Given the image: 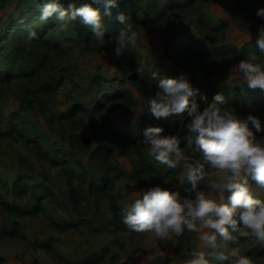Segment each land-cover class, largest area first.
<instances>
[{
    "label": "rangeland",
    "instance_id": "374dc122",
    "mask_svg": "<svg viewBox=\"0 0 264 264\" xmlns=\"http://www.w3.org/2000/svg\"><path fill=\"white\" fill-rule=\"evenodd\" d=\"M170 1L118 0V6L111 9L115 15L122 12L134 16L128 20L137 34L128 44L136 55V68H132L126 57L114 54L115 41L104 47L93 40L85 41L76 32V22L66 31H58L54 19L41 23L39 2L0 0V200L27 209L39 200L41 206L35 214L12 215L0 204L3 264H185L193 251H204L210 264H220L217 255L236 246L218 237L215 248L205 247L198 234L187 229L180 237L173 235L164 242L154 233H136L122 223V209L138 191L160 185L183 196L188 195L185 189L190 185L186 181L181 185V168H168L148 155L143 137L137 138V145L154 164L155 172L132 175L138 162L134 148L108 134L97 122L93 104L102 95L123 88L134 98V106L117 103L111 110L119 132L129 135L135 124L155 126L145 100V76L159 82L170 78L171 70L178 68L179 76L184 75L193 86L190 76L201 64L209 71L211 97L221 93L232 105L226 108L228 111L242 121L249 114L255 115L264 127V91L248 89L243 74L235 68L236 49L246 42H256L257 33L235 16L233 0H174L185 6L178 13L176 8H168ZM241 1L246 7L264 9V0ZM159 10H165L166 15L153 18ZM30 11L33 19L25 27L8 32ZM100 11L103 15L104 9ZM197 16L210 30L203 32L207 36L194 27L193 18ZM123 27H118L119 32ZM33 30L37 38L28 41V33ZM174 37L180 39L183 48L172 53L169 46ZM15 46L21 48L19 53L12 51ZM222 48L234 49V53L201 62L187 51ZM172 55L181 61L179 66ZM252 62L264 68V54ZM138 68L143 78L137 76ZM130 72L134 78L129 77ZM181 124L187 125L186 117H180ZM249 127L255 132L251 124ZM74 133L89 136V145L71 142ZM256 135L262 138L264 132ZM96 144L111 148L109 161L120 173L115 169L104 173L90 157ZM188 155L191 161L201 159ZM205 169L214 171L207 165ZM104 177L109 181L103 189L88 191V182L100 184ZM18 181L27 186L23 193L18 190ZM79 183L83 196L73 205L68 184ZM249 184L252 194L264 201V189H258L251 180ZM209 194L215 197V193ZM113 206L122 223L120 229L112 222ZM63 221L72 225L60 227ZM10 222L18 227L16 232L8 230ZM239 237L241 254L250 257L252 264H264V254L249 256L244 252L248 246L264 245L254 238ZM93 254L101 259L83 263Z\"/></svg>",
    "mask_w": 264,
    "mask_h": 264
},
{
    "label": "clouds",
    "instance_id": "9594fccd",
    "mask_svg": "<svg viewBox=\"0 0 264 264\" xmlns=\"http://www.w3.org/2000/svg\"><path fill=\"white\" fill-rule=\"evenodd\" d=\"M39 5L41 23L54 19L58 31H66L79 20L91 30L98 45L104 47L109 43L105 39L103 16L112 15L111 9L118 6V0L79 3L67 0V8L62 0H39ZM257 16L264 18V9L258 10ZM116 20L124 26L114 38V54L119 57L136 40L137 34L124 13H118ZM37 35L34 30L30 31L28 41ZM256 44L264 54V25L258 29ZM256 59L252 53L235 68L243 74L248 89L264 91V68L252 62ZM158 89L150 99L152 117L163 121L170 117L189 118L186 127L197 135L194 141L189 139L181 147L178 135L165 134L162 126H149L144 130L143 143L156 162L171 169H182L180 183L183 185L186 181L190 185L185 189L188 195L182 196L179 191L160 185L149 186L138 191L134 200L122 209V223L136 233H154L164 242L170 241L173 235H182L185 229L197 233L205 247L215 248L219 237L236 245L217 255L220 264H252L250 257L241 254L238 236L254 238L264 245V201L252 194L249 184L251 180L258 189H264V137L256 135L264 132L261 120L252 114L240 120L223 107L226 99L221 93L215 94L201 110L197 101L199 89L193 88L184 75L159 79ZM200 99L207 97L200 96ZM188 150L193 156L199 154L201 159L191 161ZM205 165L214 171L206 170ZM209 193H215V197ZM185 264L210 262L205 259L204 251H193Z\"/></svg>",
    "mask_w": 264,
    "mask_h": 264
},
{
    "label": "trees",
    "instance_id": "16d2710c",
    "mask_svg": "<svg viewBox=\"0 0 264 264\" xmlns=\"http://www.w3.org/2000/svg\"><path fill=\"white\" fill-rule=\"evenodd\" d=\"M12 1V0H8ZM29 2H34V0H28ZM39 2V0H35L34 3ZM77 2H81V0H77ZM63 5L67 4V0H63ZM182 5V4H181ZM185 6H180V3L174 0H171L169 2L168 8H176L175 12L178 13L179 11L181 12V9H183ZM232 8L233 12L236 17L241 19L242 23L244 26H246L248 29L252 30L254 33H258V29L260 26L264 25V18L258 17L257 16V11L256 9L249 8L243 5L241 0H233L232 2ZM125 16L129 19L134 18L133 15H127L124 13ZM33 12H27L24 18H22L20 23H17L15 25L14 29H9L8 32H13L14 30L20 29L25 27V25L30 22V20L33 19ZM163 15H166L165 10H159L157 14L153 17L156 19L161 18ZM115 14H112L111 16H103V23L104 27L106 29L105 33V39L108 41H115V37L118 36L119 34V29L118 27L121 25L116 20ZM152 19V17L150 18ZM75 29L77 34L84 39L85 41L88 40H93V33L91 30L81 24L79 20L76 21L75 23ZM193 25L196 28V30L199 33H202L203 35H206V33H209L210 30L207 29L203 23L202 18L200 17H195L193 18ZM214 30V28H212ZM206 33H203L205 32ZM115 47V42L114 46ZM182 43L179 38L174 37L172 45L170 44L169 49L172 53H175L181 50ZM172 49V50H171ZM234 50V49H233ZM232 49L230 48H222L221 51H214V50H204V49H192V50H187L188 54L191 57H194L198 59L201 62H204L205 59H222L226 57L227 55H231L234 53ZM237 50V60L238 62L242 59L247 60L250 58V55L252 53L256 54V57L263 58V54L260 53L259 48L256 44V42L250 44V43H245L239 49ZM14 52L19 53L21 51V48L19 46H15L13 48ZM13 52V53H14ZM120 58L126 57L127 61L131 64V67L136 68V63L134 61L136 60V55L129 50L128 46L125 49L124 53L119 56ZM172 58L176 65L179 66L181 61L179 59L174 58L172 55ZM176 60V61H175ZM199 66L195 69V75L190 76L192 83H193V88L199 89L200 96H205L207 97L206 100L200 99V96L197 97V101L200 105V109L203 110L204 107L207 106V104L212 100L211 95L209 94L208 91V77L207 74L209 73L208 69L206 66L198 64ZM128 74V73H127ZM132 72L129 73V77L132 78ZM6 75V73L4 74ZM180 75V70L178 68L172 69L170 72V78H177ZM138 77L143 78V74L141 72L137 73ZM2 78V77H1ZM123 79V77L121 78ZM144 79L147 81L146 85V93H145V100L148 102V108L150 109V99L154 97L155 93L159 90L158 89V82L153 80L152 78L144 77ZM135 82V80H133ZM122 81H119L121 83ZM227 101V100H226ZM120 103L123 105L127 106H134L135 105V100L134 98L130 95L129 91L127 89L120 88L118 90H115L111 94H104L102 95L99 99H97L94 104H93V110L94 114L96 116L97 122L101 128L107 131L108 134L116 136L118 140L129 143L132 145L134 148V151L136 152V156L138 158L137 166L136 169L132 172L133 176H141L143 174H148V173H154L155 172V167L152 162H150L149 158L144 155L143 151L141 148L138 147L137 145V138L143 137L144 130L146 127H144L142 124H135L134 129L130 131L129 135L126 134H121L119 132V128L116 126L114 120L111 117V110L113 105ZM229 106H232L230 101L226 102L223 107L227 108ZM151 114V112H150ZM152 116V115H151ZM155 126H162L165 129V134H175L178 135L181 139V147H184L189 139H192L194 141L195 136L197 135L196 133L190 132L186 126L184 125H179V120L180 117H170L167 121L163 120H156L154 117H152ZM81 141L84 144V147L88 146L90 143V138L87 135L84 134H79V133H74L71 136V142H79ZM80 143V142H79ZM112 150L108 145L105 144H96L91 150H90V157L96 160L98 163V166L101 168V170L106 173L111 169H115L116 172L120 173L119 169H117L116 166H114L110 161V156H111ZM188 153H191V150H188ZM196 157H200L199 154L195 155ZM108 178L104 177L100 179V184H96L94 182H88L87 183V189L90 192L98 191L100 189H103L105 187V184L108 182ZM18 185V190L23 193L26 189V184L23 181H18L16 183ZM19 193V192H18ZM68 198L69 201L74 205L78 203L83 196V189L82 185L79 183L77 186H72L71 184H68ZM41 198V197H39ZM0 204L7 210L9 211L10 214L12 215H22L25 213H30V214H35L38 213L40 209V201L37 200L35 201V204L27 209L26 207H20L17 204L10 203L7 200L1 199ZM112 210V222L115 224L116 229L122 228V223L120 220V217L116 214V210L114 206L111 208ZM14 222L9 223V231H14L16 232L18 227L14 225ZM60 227L67 228L70 227L72 224L69 221H63L62 224H59ZM20 235V233L18 234ZM234 235H237L234 233ZM180 237V235H179ZM238 236V240H239ZM231 243V242H230ZM232 244V243H231ZM245 253H247L249 256H261L264 254V247L258 246V245H251L245 248L244 250ZM102 255L103 252H102ZM101 259V256L97 254H93L91 257L86 258L83 260V263H92L96 262ZM0 264L2 263V260L0 258Z\"/></svg>",
    "mask_w": 264,
    "mask_h": 264
},
{
    "label": "built area",
    "instance_id": "2783aa9c",
    "mask_svg": "<svg viewBox=\"0 0 264 264\" xmlns=\"http://www.w3.org/2000/svg\"><path fill=\"white\" fill-rule=\"evenodd\" d=\"M189 122V118H187V123Z\"/></svg>",
    "mask_w": 264,
    "mask_h": 264
},
{
    "label": "water",
    "instance_id": "95a60500",
    "mask_svg": "<svg viewBox=\"0 0 264 264\" xmlns=\"http://www.w3.org/2000/svg\"><path fill=\"white\" fill-rule=\"evenodd\" d=\"M132 78H134V74H132Z\"/></svg>",
    "mask_w": 264,
    "mask_h": 264
}]
</instances>
